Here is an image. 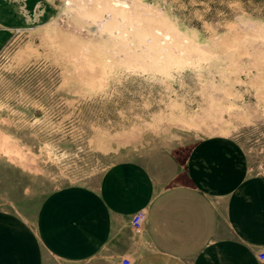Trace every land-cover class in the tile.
<instances>
[{
    "label": "rangeland",
    "instance_id": "obj_1",
    "mask_svg": "<svg viewBox=\"0 0 264 264\" xmlns=\"http://www.w3.org/2000/svg\"><path fill=\"white\" fill-rule=\"evenodd\" d=\"M0 26V208L225 138L264 175V0H42Z\"/></svg>",
    "mask_w": 264,
    "mask_h": 264
},
{
    "label": "crops",
    "instance_id": "obj_2",
    "mask_svg": "<svg viewBox=\"0 0 264 264\" xmlns=\"http://www.w3.org/2000/svg\"><path fill=\"white\" fill-rule=\"evenodd\" d=\"M42 0H0V26L41 21ZM3 34L0 30V45ZM145 214L134 232L130 217ZM264 175L219 138L109 165L95 186L0 208V264H264Z\"/></svg>",
    "mask_w": 264,
    "mask_h": 264
},
{
    "label": "built area",
    "instance_id": "obj_3",
    "mask_svg": "<svg viewBox=\"0 0 264 264\" xmlns=\"http://www.w3.org/2000/svg\"><path fill=\"white\" fill-rule=\"evenodd\" d=\"M144 219L145 214L142 210L136 211L132 214V216L130 217V224L134 229V232H140L142 230ZM257 257L261 260L264 259V251L258 252ZM122 263L129 264L128 260L126 259H123Z\"/></svg>",
    "mask_w": 264,
    "mask_h": 264
}]
</instances>
